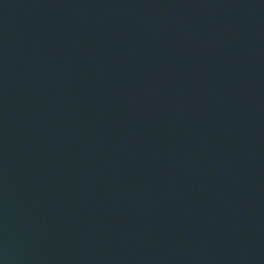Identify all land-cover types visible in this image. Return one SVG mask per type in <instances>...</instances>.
I'll use <instances>...</instances> for the list:
<instances>
[{"label": "water", "instance_id": "obj_1", "mask_svg": "<svg viewBox=\"0 0 264 264\" xmlns=\"http://www.w3.org/2000/svg\"><path fill=\"white\" fill-rule=\"evenodd\" d=\"M0 264H264V0H0Z\"/></svg>", "mask_w": 264, "mask_h": 264}]
</instances>
